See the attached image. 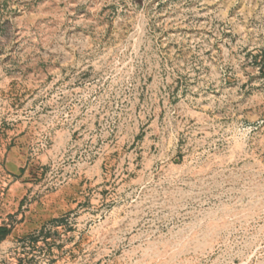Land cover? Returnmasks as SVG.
Here are the masks:
<instances>
[{
  "label": "rangeland",
  "instance_id": "obj_1",
  "mask_svg": "<svg viewBox=\"0 0 264 264\" xmlns=\"http://www.w3.org/2000/svg\"><path fill=\"white\" fill-rule=\"evenodd\" d=\"M0 264H264V0H0Z\"/></svg>",
  "mask_w": 264,
  "mask_h": 264
},
{
  "label": "trees",
  "instance_id": "obj_2",
  "mask_svg": "<svg viewBox=\"0 0 264 264\" xmlns=\"http://www.w3.org/2000/svg\"><path fill=\"white\" fill-rule=\"evenodd\" d=\"M7 234V229L5 227L0 226V237H3Z\"/></svg>",
  "mask_w": 264,
  "mask_h": 264
}]
</instances>
